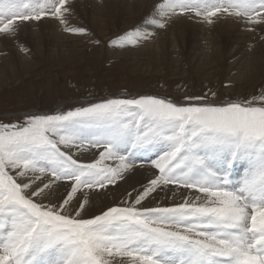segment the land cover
Masks as SVG:
<instances>
[{"label": "snow or ice", "instance_id": "snow-or-ice-1", "mask_svg": "<svg viewBox=\"0 0 264 264\" xmlns=\"http://www.w3.org/2000/svg\"><path fill=\"white\" fill-rule=\"evenodd\" d=\"M71 16V0H0V38L46 19L87 34ZM176 16L231 18L254 32L264 0H160L110 43L136 46L155 35L147 25L164 29ZM215 96L101 98L0 122V264H264V91ZM139 159L155 170L147 183L90 214L88 193L116 185ZM158 189L183 195L161 204Z\"/></svg>", "mask_w": 264, "mask_h": 264}, {"label": "rangeland", "instance_id": "rangeland-1", "mask_svg": "<svg viewBox=\"0 0 264 264\" xmlns=\"http://www.w3.org/2000/svg\"><path fill=\"white\" fill-rule=\"evenodd\" d=\"M143 1L71 0V23L87 34H70L46 19L22 26L17 39L0 38V122L55 114L101 98L155 95L183 103L210 90L219 101L264 91V62L250 70L244 62L254 52L263 54L264 28L248 31L231 18L209 25L176 16L164 29L147 25L155 35L136 46H113L110 41L142 25L160 2L141 7ZM87 154L81 159H90Z\"/></svg>", "mask_w": 264, "mask_h": 264}, {"label": "bare ground", "instance_id": "bare-ground-1", "mask_svg": "<svg viewBox=\"0 0 264 264\" xmlns=\"http://www.w3.org/2000/svg\"><path fill=\"white\" fill-rule=\"evenodd\" d=\"M140 1V0H139ZM142 1V0H141ZM155 0H144L143 4L141 3V7H145V5L149 6L152 4V2ZM157 2V1H156ZM122 4V2H121ZM138 4V3H137ZM136 4V5H137ZM140 4V3H139ZM135 5V6H136ZM133 6V7H135ZM130 7V6H129ZM150 8V7H149ZM132 9V8H131ZM100 10V9H99ZM117 10V9H116ZM133 10V9H132ZM135 10V9H134ZM133 10V11H134ZM102 11V10H100ZM101 13V12H100ZM131 13V12H129ZM109 14V12H108ZM98 16V15H97ZM103 16V15H102ZM98 18V17H97ZM95 18V19H97ZM48 21V20H47ZM46 22V21H45ZM57 23V22H55ZM30 24V23H27ZM26 24V25H27ZM101 24V23H100ZM101 26V25H99ZM101 30V29H100ZM57 32V30L51 31ZM35 33V32H34ZM41 33V32H40ZM36 34V33H35ZM244 34V33H243ZM34 36V35H33ZM61 36V35H60ZM41 38V37H40ZM245 39V38H244ZM16 41V40H14ZM39 42V40H37ZM41 41V39H40ZM247 41V40H246ZM42 45V44H41ZM261 46V45H260ZM38 46L37 48H39ZM263 47V46H262ZM39 50V49H38ZM139 50V49H138ZM262 50V49H261ZM259 50V51H261ZM16 53V52H15ZM58 53V52H57ZM12 61V60H11ZM5 62V61H4ZM246 63V66L249 70L251 68H257L261 62H264V50L263 54H259L254 52L253 54L249 55L248 58L244 61ZM243 63V64H245ZM6 64V63H5ZM13 66V65H12ZM11 66V67H12ZM30 66V65H29ZM242 67V66H241ZM244 67V66H243ZM29 68V67H27ZM14 69H16L14 67ZM13 70V69H12ZM14 71V70H13ZM89 155L87 153H84L81 158L85 159ZM89 158V157H88ZM145 160V159H144ZM155 170L152 169L151 166L148 165H143L141 166L140 164H136L132 170L129 172L125 173L124 179L120 180L116 185L114 186H109L107 189H103L101 191H92L89 192V199H90V208L89 212L90 214L92 213H98L100 209L106 207V206H111L114 203H119L121 200L125 198V194L127 192H130L133 190V188L140 189L142 185H145L147 183V178L150 177ZM66 183V182H65ZM159 195L157 196V201L161 204H170L174 200L176 202H179L181 200V197L183 195V192H177L175 196H173L172 191L170 190H157ZM65 192V187L64 186H59L56 188V190L51 194V198L55 199ZM156 195V194H153ZM151 199V198H150ZM156 201L153 202L154 206Z\"/></svg>", "mask_w": 264, "mask_h": 264}]
</instances>
